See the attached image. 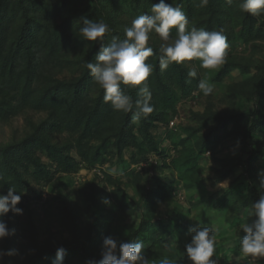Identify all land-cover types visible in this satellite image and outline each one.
<instances>
[{
  "label": "trees",
  "instance_id": "trees-1",
  "mask_svg": "<svg viewBox=\"0 0 264 264\" xmlns=\"http://www.w3.org/2000/svg\"><path fill=\"white\" fill-rule=\"evenodd\" d=\"M158 2L0 0V121L27 112L44 114L38 120L25 117L26 132L0 142V193L6 194L12 186L17 193H26L36 185L41 188L38 196H42L43 189L51 186L57 220L67 231V236L60 239H41V230L30 216L25 228L30 255L21 264H53L60 246L67 250L64 264H88L100 259L103 239L109 235L118 241H143L149 264H160L163 259L172 264H192L184 251L191 237L185 241L177 238L175 246L170 240L176 229L188 230L191 224L173 209L167 214L171 221L165 223L156 211L162 203L175 208L176 184H181L183 190L201 186L203 155L212 143L224 139L237 143L238 152L221 159V166L213 168V180L222 182L232 177L239 165L243 172L216 198L207 200L201 196L190 201L189 210L210 204L215 213L222 212L227 225L237 229L254 218L251 206L259 198L262 176L254 173V161L264 159V23L255 27L257 17L241 10L242 0H231L230 4L227 0H208L206 6L201 0H166L179 5L186 14L187 30L193 26L223 30L227 36L230 49L226 50V62L213 70L211 82L223 84L234 69L241 74L255 69L253 76L226 85L225 95L234 99L236 108L219 111L207 103L203 110H190L191 123L180 127L184 137L174 143L176 154L169 160L165 158L169 155L167 149L160 145L158 129L161 125L169 127L176 115L173 85L192 98L200 76L189 77L190 68L185 62H172L161 70L160 45L149 39L153 55L146 63L152 64L153 71L146 83L154 111L133 122L131 112L116 111L104 101L103 89L86 67L88 62H96L101 42L99 38L89 41L80 34L81 17L109 25L110 32L102 41L107 45L114 36L124 39L125 27L131 26L136 17L151 14L152 4ZM176 31L173 27L170 34L176 35ZM239 44L245 45L243 51L250 46L252 52H237ZM121 87L133 101L139 98L140 86ZM208 123L210 126L198 134L197 129ZM219 129L221 133L212 138ZM128 150L134 166L123 168L120 174L110 172L115 165L122 166ZM153 154L158 156L157 163L150 161ZM142 162L146 165L138 168ZM96 165L107 168L94 171L90 178L74 179L81 168ZM158 166L171 169L175 179L166 182L151 176V170ZM103 192L110 200L109 216H105L99 200ZM77 201L84 204L82 211L75 207ZM17 207H23L22 199ZM239 214L241 217L236 219ZM134 215L136 219L128 221ZM19 218L11 211L0 217L15 229L14 234L0 239L5 253L2 264H9L19 234ZM241 235V231L236 233L237 237ZM254 261L264 264V259ZM246 264L253 262L248 260Z\"/></svg>",
  "mask_w": 264,
  "mask_h": 264
},
{
  "label": "clouds",
  "instance_id": "clouds-1",
  "mask_svg": "<svg viewBox=\"0 0 264 264\" xmlns=\"http://www.w3.org/2000/svg\"><path fill=\"white\" fill-rule=\"evenodd\" d=\"M227 2L230 4L231 0ZM201 3L206 6L208 0H201ZM240 8L257 17L255 27L259 28L264 23L260 19L264 17V0H242ZM81 19L83 23L80 34L89 41H97L99 38L101 42L96 62H88L86 65L90 75L103 89L104 101L110 103L116 111L131 112L133 122L147 118L154 111L152 93L146 83L153 71L152 64L146 63L147 58L153 55V48L148 46L153 32L163 41L159 49L161 70L172 62L182 64L193 60L199 61L201 68L216 69L226 62L228 55L226 50L229 43L223 30L208 31L194 26L187 30L189 21L186 14L179 5L166 3V0L153 3L151 14L145 13L133 19L131 26L124 29V39L114 36L107 45L102 41L105 34L110 32L109 25L90 20L86 16ZM173 27L177 29L176 36L170 37ZM197 75L196 68H190L188 76L196 78ZM121 85L140 86L139 98L133 101ZM198 89L207 96L213 92V85L201 79ZM259 187V198L251 206L254 218L241 226L239 252L245 257L264 258V175L261 176ZM23 194V191L17 193L14 186L6 194L0 193V217L9 211L23 214V209L17 207ZM102 202L110 204L107 198ZM14 233L15 229H10L7 222L0 219V239ZM188 233L191 239L184 244L188 260L192 264H219L217 259H213L217 243L214 229L198 221L189 226ZM3 254L0 253V259ZM66 254L67 250L63 246L58 247L53 264H64ZM88 264H149V259L143 241H118L109 235L103 239L100 259H92ZM160 264H172V261L163 259Z\"/></svg>",
  "mask_w": 264,
  "mask_h": 264
},
{
  "label": "rangeland",
  "instance_id": "rangeland-1",
  "mask_svg": "<svg viewBox=\"0 0 264 264\" xmlns=\"http://www.w3.org/2000/svg\"><path fill=\"white\" fill-rule=\"evenodd\" d=\"M212 31V30H211ZM176 35L170 34V37H175ZM150 40L161 45L163 41L158 34L152 33ZM264 44V41H262ZM244 44H239L237 46V52H244L249 54L252 52L250 46L246 48L245 51ZM78 49V48H77ZM230 49V48H228ZM79 50V49H78ZM264 50V49H263ZM257 55V54H256ZM185 64L189 67H195L198 75L201 79L206 80L208 83L213 85V92L210 95L205 96L202 91L199 89L192 92V98L186 97L180 90L177 85H173L176 92V102L174 107L176 108V115L172 117L175 119V122L171 127L163 126L159 127V132L161 133L160 145L162 148H166L168 154L165 158L169 160L174 156L175 148L174 143H177L182 137H184L180 127L186 124L191 123L190 121V110H203L207 103H211L213 107L219 111H227L236 108V103L231 97L225 95L226 85L232 82H237L242 80L244 77L253 76L255 74V69L250 68L246 73L241 74L238 69L232 70L224 83L217 85L214 82L209 80L214 69H204L199 67L200 62L197 60L185 61ZM44 114L27 112L21 113L13 117L9 121H0V142H5L13 138H18L26 132L25 126V117H31L34 120H38L43 117ZM195 124V123H193ZM210 126V123L197 129L198 134H202L206 128ZM66 134V132H64ZM221 130H217L213 133L220 134ZM260 136H258L259 138ZM256 143L253 140L252 145ZM264 143V142H263ZM212 148L203 155L201 160V169H202V183L197 189L183 190L181 184H176V206L172 208V205L168 203H162L159 205L156 213L157 216H162L165 223H169L171 219L167 218V214L171 209L177 211V213H182L181 216L183 220H187L191 225L197 223L198 221L204 223L207 226H210L214 229L216 235V252L213 259H217L219 264H246L248 260L253 262V264H258L251 256L245 257L239 252V239L240 237L236 236L241 229L233 228L231 225H227L224 221V216L222 212L215 213L212 210V205H200L197 208H192L189 210L190 201L197 200L203 196L207 200H212L219 196L226 188H228L232 182L233 178L240 175L243 172V168L239 165L234 168V175L228 179L223 180L222 182H215L213 180V168H218L221 166V159L228 153L238 152V144L234 143L232 139H224L217 143L211 144ZM43 159L46 160V155L41 151ZM73 155H75L73 151ZM146 165V163H144ZM107 165L98 166L96 165L92 169L81 168L78 173L74 175V179H86L90 178L94 171L100 170L102 168H107ZM123 166V167H122ZM122 166H116L110 171L113 174H120L125 170L131 169L134 164L131 163L130 151L125 152V161ZM124 168V169H123ZM254 173L259 175H264V159L258 158L254 161ZM151 176L161 177L166 182H171L175 179V173L171 169L163 168L158 166L151 170ZM41 188L36 185H32V188L28 190L25 195L22 197L23 202V214L20 215L18 221V231L19 234L15 238V246L12 253L9 257V264H21L27 257L30 255V249L27 244V234L25 228H27V221L30 216H32L35 225L40 228L41 239L45 237H51L53 239H60L62 236H67V231L63 230L57 220L56 208H55V198L54 192L52 191L51 186H46L42 191V196H38ZM71 195L74 196V200H77L75 193L71 192ZM107 194L105 192L99 195V200L103 201L106 198ZM78 205L76 208H79V211L83 210L84 204L81 201H77ZM102 208L105 211V216H109L107 212L108 205L103 202ZM187 210V211H186ZM192 217V219L189 218ZM239 214L236 219L240 218ZM136 217L131 216L128 218V221L135 220ZM235 234V235H234ZM230 236H235L230 239ZM181 237L184 241L187 238L191 237L188 233V230L184 228H178L175 230L174 235L170 236V240L173 246L176 245L177 238ZM223 240H227L224 242ZM220 242H224L223 246L219 245ZM0 253H3L1 242H0ZM264 259V258H259ZM4 260V254L2 259H0V264Z\"/></svg>",
  "mask_w": 264,
  "mask_h": 264
},
{
  "label": "built area",
  "instance_id": "built-area-1",
  "mask_svg": "<svg viewBox=\"0 0 264 264\" xmlns=\"http://www.w3.org/2000/svg\"><path fill=\"white\" fill-rule=\"evenodd\" d=\"M175 119H176V118H174V119H172V120L170 121V123H169L170 126L173 125V123L175 122ZM157 158H158V156L153 154V155H151V157H150V161L153 162V163H157ZM144 163H146V162H142V163H140L139 166H138V168H140L141 166H143Z\"/></svg>",
  "mask_w": 264,
  "mask_h": 264
}]
</instances>
